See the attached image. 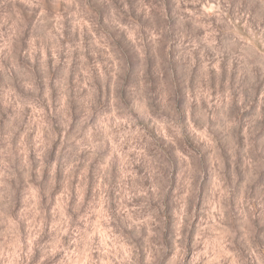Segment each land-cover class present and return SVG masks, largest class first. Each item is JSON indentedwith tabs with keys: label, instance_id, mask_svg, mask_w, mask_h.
I'll return each mask as SVG.
<instances>
[{
	"label": "rangeland",
	"instance_id": "obj_1",
	"mask_svg": "<svg viewBox=\"0 0 264 264\" xmlns=\"http://www.w3.org/2000/svg\"><path fill=\"white\" fill-rule=\"evenodd\" d=\"M0 264H264V0H0Z\"/></svg>",
	"mask_w": 264,
	"mask_h": 264
}]
</instances>
